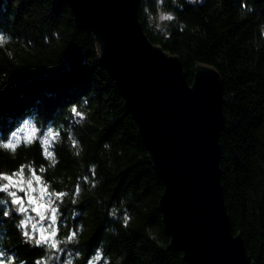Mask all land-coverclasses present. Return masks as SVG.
<instances>
[{"label":"trees","instance_id":"trees-1","mask_svg":"<svg viewBox=\"0 0 264 264\" xmlns=\"http://www.w3.org/2000/svg\"><path fill=\"white\" fill-rule=\"evenodd\" d=\"M146 7L155 14L156 0L139 2L143 32L179 58L189 83L197 65L219 73L224 205L251 262L264 264V0H163L176 16L167 35L149 26ZM0 31L14 38L0 49V140L24 120L36 129L14 156L0 149V264H187L170 247L158 209L164 187L138 127L67 2L0 0ZM2 176L38 178L55 209L47 243L17 226L24 214Z\"/></svg>","mask_w":264,"mask_h":264},{"label":"water","instance_id":"water-1","mask_svg":"<svg viewBox=\"0 0 264 264\" xmlns=\"http://www.w3.org/2000/svg\"><path fill=\"white\" fill-rule=\"evenodd\" d=\"M79 30L98 44L164 187L158 203L170 247L187 264H253L234 234L220 184L223 82L197 65L192 82L177 56L152 44L138 20L140 0H65Z\"/></svg>","mask_w":264,"mask_h":264},{"label":"rangeland","instance_id":"rangeland-1","mask_svg":"<svg viewBox=\"0 0 264 264\" xmlns=\"http://www.w3.org/2000/svg\"><path fill=\"white\" fill-rule=\"evenodd\" d=\"M189 2V0H187ZM196 0L189 3H195ZM199 3V2H198ZM33 132L31 128H24L21 130V135L27 133L26 139L28 140ZM10 192H15L17 196L16 200L20 201L19 205L24 209V224L23 227H27L30 233H36L40 237L43 235L47 239L52 236L53 226V212L48 204V197L45 194L44 189L40 185L36 178L24 180L22 178H11L9 180Z\"/></svg>","mask_w":264,"mask_h":264},{"label":"clouds","instance_id":"clouds-1","mask_svg":"<svg viewBox=\"0 0 264 264\" xmlns=\"http://www.w3.org/2000/svg\"><path fill=\"white\" fill-rule=\"evenodd\" d=\"M176 0H173V3H175ZM189 2H193V0H189ZM196 2H202V0H196ZM156 12L153 14L152 12L149 11V9L146 7L145 8V13L148 17V23L149 26L152 27L153 25L155 26L156 30H159L161 32H164L165 35H167V32L165 31L164 28V23L165 22H170L174 21L176 19V16L172 12H167L164 11L161 5L163 4V0H156ZM261 35L264 36V25L261 26ZM18 39V38H17ZM47 39V38H46ZM14 42V38L11 37L9 34L0 31V49L6 48V46L10 43ZM24 128H31L32 131H36L34 125L30 123L29 120H24L22 124L20 125V128L17 129L16 131L12 132L10 134L9 140L7 142L0 140V149L3 150H9L13 156L15 155V150L19 146V143L22 138L26 139L27 133H24L23 136L21 135V130ZM15 137V139H13ZM46 140V138L41 139L42 145L44 144L43 142ZM105 147L107 148L108 145L105 144ZM55 159L52 160L53 165L55 164ZM6 176H2V179ZM0 191H6V187H0ZM7 215V213H5ZM23 221L20 222L18 227L23 226ZM101 250L97 249V254L93 257V260L99 261L101 258ZM37 264H40V261L37 262ZM65 264H72L71 260H67ZM89 264H92V261H89Z\"/></svg>","mask_w":264,"mask_h":264},{"label":"snow or ice","instance_id":"snow-or-ice-1","mask_svg":"<svg viewBox=\"0 0 264 264\" xmlns=\"http://www.w3.org/2000/svg\"><path fill=\"white\" fill-rule=\"evenodd\" d=\"M73 111H75V109H74ZM43 135H44V136H51L52 133H51V131H48L47 133H44ZM13 139H15V137H13ZM43 143H44V145L46 146V145H47V140H45ZM45 154L48 155V156H51V153H50V152H47L46 147H45ZM30 171H32V170L30 169ZM33 174H34V173H33ZM3 179H4V180H10L11 177L6 176V177H4ZM37 179H38V178H37ZM29 181H31V176H29ZM5 187L7 188V185H5ZM11 195H12L13 197H15L16 193L13 192V193H11ZM13 202H14V203H17V204L20 203V201H19L18 199H17V200H14ZM21 211H24V209L21 208ZM53 212H55V209H53ZM26 235H27V233H26ZM55 235H56V233L53 231L52 236L54 237ZM41 242H45V243H47V238L44 237L43 235H41V238H40V239L36 240V243H37V244H40ZM56 246H57L56 242L53 241V243L51 244V247L55 248ZM0 255H2V254H0Z\"/></svg>","mask_w":264,"mask_h":264}]
</instances>
